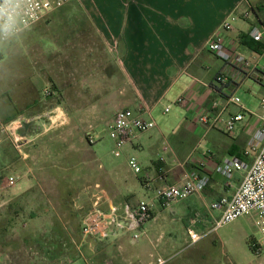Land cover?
Instances as JSON below:
<instances>
[{"label": "crops", "instance_id": "0c3cea01", "mask_svg": "<svg viewBox=\"0 0 264 264\" xmlns=\"http://www.w3.org/2000/svg\"><path fill=\"white\" fill-rule=\"evenodd\" d=\"M87 5H83L84 20L101 52L90 49L82 53L85 60L81 81L75 76L78 52H73L71 86L77 97L82 96L83 102L81 105L68 102L66 108L53 105L49 110L53 116L37 122L32 117L35 123L32 128L0 131V180L5 174L17 177L15 187L4 195V203L22 198L24 194L38 197L33 206L26 207L22 219V226H38L37 244L83 250V253L67 255L60 264H144L174 248L175 242L172 244L164 234L157 233L154 225L165 209L176 215L178 211L174 206L185 203L189 208L185 226L187 240L184 241L187 246L188 230L200 234L209 229L213 218L219 215V211L208 212L209 203L229 195L239 183L240 174L236 173L232 187L224 186L223 178L215 171L220 158L237 153L242 160L250 161V156H243L247 126L240 133L228 135L220 128L200 125L196 116L207 112L211 101L226 93L237 95L244 88L251 91L249 81L264 84L236 74L229 86L218 85L215 79L223 65L206 50L208 40L235 14L232 29L223 32L226 45L264 74L261 65L264 49L256 53L241 43V38L255 24L252 7L262 8L264 0H99L98 4ZM246 12L250 16L243 19L241 15ZM259 14L264 17V8L257 11ZM29 29L32 27L18 36ZM13 38L0 44V51ZM80 85L82 94L78 93ZM86 89L89 91L85 92ZM179 97L185 100L183 104L176 102ZM241 103L246 108V104ZM165 108H169L167 112ZM121 109H130L146 120H159V125L136 135L122 148L127 169L130 158L139 166L147 164L140 149H153L154 157L149 162L154 172H143L148 174V184L142 180L143 174L132 173L133 179L123 177L113 160L94 146V139L87 140L88 135L91 137L108 129L114 114ZM237 111L235 106L228 107L222 120ZM16 117V113L4 116L3 125L10 124ZM81 119L86 126L83 124L82 129H78L75 122ZM253 122L255 120H248V124ZM65 124L70 128L59 129ZM62 135L67 138L66 142L59 140ZM76 136H84L85 144L72 145L71 138ZM12 138L18 139L20 145L15 147ZM112 152L115 155L113 149ZM89 159L97 161L98 166H91ZM200 162L209 176L204 190L161 208L155 199L156 191L168 184H180L182 173L196 169ZM95 200L101 210L147 201L154 205V214L144 225V234L135 242L121 232L103 240L84 237L80 231L81 219ZM198 209L204 217L190 213ZM192 219L196 220L194 224H191ZM205 239L190 248L202 246ZM169 256L166 264H221L211 257L181 258L177 262L178 258Z\"/></svg>", "mask_w": 264, "mask_h": 264}, {"label": "rangeland", "instance_id": "374dc122", "mask_svg": "<svg viewBox=\"0 0 264 264\" xmlns=\"http://www.w3.org/2000/svg\"><path fill=\"white\" fill-rule=\"evenodd\" d=\"M91 2L98 4L99 0H70L57 10L55 9L56 11L53 10L52 13L44 15L31 26L32 29L14 37L5 49L0 51V125L4 124L2 121L4 116L16 113L15 120L17 118L25 120L20 127L32 128L35 124L32 117L36 122L52 117L53 114L49 110L53 105L66 108L68 102L82 104V96L77 97L71 86L74 81L72 77L74 72L73 52H78L79 56L75 58L78 61L76 63L78 72L75 73L76 78L78 77L77 81H81L84 76L83 62L85 58L82 53L89 52L90 49L94 52H101L97 40L90 37V27L84 20L86 15L83 5L88 6L87 4ZM259 18L263 20V14H259ZM69 52H71L70 56ZM261 63L264 68V60ZM248 84L253 89L251 91L247 88L241 89L237 96L240 101L246 104L248 112L258 114L260 99L264 97V84L259 85L252 81H249ZM45 88L50 89L51 95L43 98L42 91ZM88 91V89L85 90V92ZM83 92L82 85H80L78 93L82 94ZM32 112L34 114H31ZM42 113L45 115L42 116ZM248 120H250V116L245 113L244 119L235 124L234 132L240 133L244 127L250 125ZM154 121L156 125H159L158 118H155ZM83 124L81 119L75 122V127L82 129ZM85 126L86 124H84ZM67 128H70L67 124L59 127L61 130H67ZM92 136L94 146H97L105 156L113 160L122 176L133 179L130 168L125 167L124 157L126 156L125 153L122 154V149L115 155L112 152L113 141L109 138L108 129L104 128ZM59 140L66 142L67 138L62 135L59 136ZM85 141L84 136L81 138L76 136L71 138L70 143L79 147L84 145ZM60 145L62 144L60 143ZM90 150L88 147L89 156L91 155ZM152 151L153 149L148 148L140 149L147 159V164L140 166L142 172H154V168L149 162V159L154 157ZM87 161L90 162V159ZM91 161V166H98L97 161ZM99 162L101 163V161ZM12 189L13 187L6 186L4 178L0 180V219L8 221L10 224L8 238L17 242L15 250L3 252L0 250V264H60L67 255H73L79 251L83 253L82 249L77 250L65 246L59 251L56 247H43L41 243L37 244L38 226L35 224L22 226V219L26 207L33 206L38 197H35L34 194H24L16 208L6 211V205L13 199L4 203V195ZM14 209L19 214L16 217L11 216ZM173 209L178 211L176 215H172L168 209H165L154 222L157 233L164 234L165 239L171 240L172 244L175 242L174 248L166 254H160L161 257L166 258L171 255L169 257L178 258L177 262H180L181 258L211 257L218 259L221 264H264V248L259 254L250 248L252 240L260 244L264 243V236L255 227L252 216H241L216 229L208 235V238L205 237L207 239H201V241L205 239V244L191 249L190 245L185 246L184 242L187 240L185 226L188 225L189 217L186 216V213L189 208L185 203H180ZM190 213L197 217H204L200 209L191 210Z\"/></svg>", "mask_w": 264, "mask_h": 264}, {"label": "built area", "instance_id": "2783aa9c", "mask_svg": "<svg viewBox=\"0 0 264 264\" xmlns=\"http://www.w3.org/2000/svg\"><path fill=\"white\" fill-rule=\"evenodd\" d=\"M70 0H35L33 5H24L21 15L17 19L16 30L7 36H0V44H3L13 37L20 34L26 28L39 21L47 13L63 6ZM33 7V11L31 10ZM250 13L246 12L241 15L247 19ZM236 20V15H232L224 21L220 27V32L214 34L206 43V50L218 59L223 68L216 76V83L220 86L230 85V79L240 74L244 78H250L264 83V74H261L255 65L244 56L230 50L225 42L223 32L232 29V22ZM255 24L247 32L248 37L259 44L264 41V25L254 19ZM51 95L49 88L42 91V97L46 98ZM177 103L183 104L185 100L179 97ZM235 106L237 112L231 114L226 120H222V114L228 107ZM260 111L253 114L247 111L242 105L239 97L234 93H226L223 96L212 100L207 112H200L196 116V121L206 128H220L228 135L234 132V126L237 122L244 119L245 113H248L251 120L255 122L247 126V142L243 156L251 157L250 161H244L233 155H227L220 158L215 167V171L224 180L225 187H232V178L234 174H240L239 183L233 191L222 196L207 206L209 213L219 211V215L213 218L212 225L206 231L198 234L188 230V245H192L205 238L216 229L234 221L235 219L250 215L253 223L259 233L264 236V97L260 99ZM169 108H165V112ZM25 122L17 118L10 124L0 125V131L8 133L11 128L20 127ZM156 127L153 119H143L140 114H136L130 109L118 110L108 126L109 138L113 141V151L117 152L123 146L130 144L136 135L147 132ZM13 139L14 146H19V140ZM88 142H92L90 135L87 136ZM130 171L135 175L143 174L141 167L130 158L127 161ZM180 184H168L156 191L155 199L161 208H168L171 204L182 201L191 195L200 194L209 183V176L205 171V165L200 162L196 169L184 171L181 176ZM145 184H148V174H143ZM7 187H14L17 177L8 175L4 178ZM154 214V205L151 202L139 201L136 205L130 206L124 204L120 207H110L107 210L99 208V202L91 205L90 209L83 215L80 224L81 235L96 239H107L118 233L129 235L132 242L137 241L143 234L144 225L150 221ZM191 220V224L195 223ZM250 247L256 254H259L264 243L260 244L252 240ZM167 258L154 256L150 261L144 264H166Z\"/></svg>", "mask_w": 264, "mask_h": 264}, {"label": "trees", "instance_id": "16d2710c", "mask_svg": "<svg viewBox=\"0 0 264 264\" xmlns=\"http://www.w3.org/2000/svg\"><path fill=\"white\" fill-rule=\"evenodd\" d=\"M262 8H264V6ZM262 8H260V7H254L253 8L252 7V12L256 16V20L259 23H261L262 25H264V19L261 20L259 18V16L257 15V11L261 10ZM241 43H243L249 49L256 51V53H260L259 51L264 49V46L262 44H259L257 42L252 41L246 34L243 36V38H241ZM234 155L237 157H240L237 153ZM21 199H22L21 196L13 199V201L9 202L6 205L5 210L7 211L8 209L10 210L11 208H16L17 205L19 204V202L21 201ZM17 215H19V214L14 209L11 216L16 217ZM9 227H10V224L8 223V221H3L2 219H0V250L2 252L15 250V247L17 245V242H15L12 238H8L7 234H8ZM61 249H63V248H58L59 251H61Z\"/></svg>", "mask_w": 264, "mask_h": 264}, {"label": "clouds", "instance_id": "9594fccd", "mask_svg": "<svg viewBox=\"0 0 264 264\" xmlns=\"http://www.w3.org/2000/svg\"><path fill=\"white\" fill-rule=\"evenodd\" d=\"M35 0H0V36L10 35L16 30L17 19L24 5H33ZM33 11V7L31 9Z\"/></svg>", "mask_w": 264, "mask_h": 264}]
</instances>
